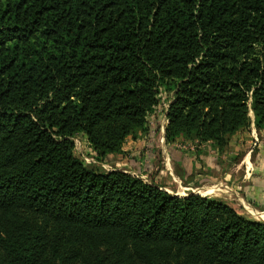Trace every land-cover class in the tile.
Wrapping results in <instances>:
<instances>
[{
	"label": "trees",
	"instance_id": "16d2710c",
	"mask_svg": "<svg viewBox=\"0 0 264 264\" xmlns=\"http://www.w3.org/2000/svg\"><path fill=\"white\" fill-rule=\"evenodd\" d=\"M264 130V0H0V264H264V221L98 160Z\"/></svg>",
	"mask_w": 264,
	"mask_h": 264
},
{
	"label": "rangeland",
	"instance_id": "374dc122",
	"mask_svg": "<svg viewBox=\"0 0 264 264\" xmlns=\"http://www.w3.org/2000/svg\"><path fill=\"white\" fill-rule=\"evenodd\" d=\"M166 98V95L161 96L160 105L149 117V132L147 136H141L139 134L136 137H128L125 141L123 153L121 155L110 156L107 159L98 160L93 151L88 147L86 139L82 135L77 136L74 141L75 155L81 158L85 165L88 167L101 171L120 170L132 176L140 178L147 184H154L160 186L162 190L178 197L200 195L216 198L226 202L227 204H230L229 206L239 214L251 217L255 220H261L259 218L264 217V198L261 200L260 204L257 203L252 191H246L244 189H241L238 191L239 196L236 195V197H234L231 196L229 191V188L231 187L227 188L220 182H216V187L218 188H214L209 195H204L206 190L200 189V187L189 186V188H186L184 190L185 187H182L180 185L181 182H179L176 177L183 176V173L186 172L189 173L191 162L187 158V160H185L186 165H183L187 168L181 170V168L176 167L174 163H171L172 160L167 155V151L162 148L160 140L161 135H159L160 133L158 132V127L160 126V129L164 130V127L166 126V119L164 113L166 109ZM251 114L252 112L250 113V118L253 117V114ZM257 143L258 141H255L254 146H256ZM178 147L181 148L180 150L187 148L189 152H192L190 150L191 148H194V144H188L184 142L178 145ZM250 149L253 150L255 149V147H252ZM227 150L228 149H226L225 151ZM172 156H175L173 152ZM168 166L171 171V175L173 174L174 179H171L170 176L168 178H166L167 176H164L163 178L161 177L160 173L163 172V169L168 168ZM182 184L184 185L183 181ZM246 186L247 185H243V188H246ZM253 206L256 208H254Z\"/></svg>",
	"mask_w": 264,
	"mask_h": 264
},
{
	"label": "crops",
	"instance_id": "0c3cea01",
	"mask_svg": "<svg viewBox=\"0 0 264 264\" xmlns=\"http://www.w3.org/2000/svg\"><path fill=\"white\" fill-rule=\"evenodd\" d=\"M251 121L252 125L250 129L246 133L233 136L226 148L228 150L225 151V149V152L221 153H218L211 144L198 146L196 143H193L194 148L190 150L192 152H189L187 148L180 150L181 148L178 145L184 142L188 144L192 143L184 139H177L174 143L169 144L165 141L164 130H161L160 126L158 127L162 148L167 151V155L172 160L171 163L184 170L187 168L183 166L186 165L185 160L188 158L191 162L190 172L176 177L181 182L180 185L185 187L184 190L189 188V186L200 187V189L206 190L204 195H209L214 187L218 188L216 187V182H220L227 188L231 187L229 191L231 196L234 197L236 195L239 196L238 191L241 189L252 191L256 202L260 204L264 198V130L257 131L255 129L253 124L254 116L251 118ZM255 141H258L256 146H254ZM252 147H255V149L251 150L250 148ZM172 152L175 154L174 157L172 156ZM160 174L162 178L170 176L171 179H174L169 166L163 169V172ZM243 185H247L246 188H243ZM263 218L259 219L264 220Z\"/></svg>",
	"mask_w": 264,
	"mask_h": 264
},
{
	"label": "bare ground",
	"instance_id": "6f19581e",
	"mask_svg": "<svg viewBox=\"0 0 264 264\" xmlns=\"http://www.w3.org/2000/svg\"><path fill=\"white\" fill-rule=\"evenodd\" d=\"M251 115H252V114H251ZM161 142H162V141H161ZM214 188H215V187H214ZM210 190H211V189H210ZM210 190H209V191H210ZM175 196H176V195H175Z\"/></svg>",
	"mask_w": 264,
	"mask_h": 264
},
{
	"label": "built area",
	"instance_id": "2783aa9c",
	"mask_svg": "<svg viewBox=\"0 0 264 264\" xmlns=\"http://www.w3.org/2000/svg\"><path fill=\"white\" fill-rule=\"evenodd\" d=\"M167 122H165V124H166Z\"/></svg>",
	"mask_w": 264,
	"mask_h": 264
}]
</instances>
